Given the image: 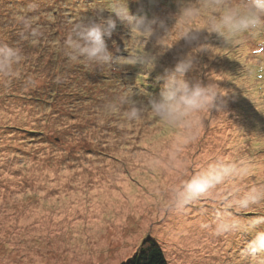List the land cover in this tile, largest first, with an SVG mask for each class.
<instances>
[{
	"label": "rangeland",
	"instance_id": "374dc122",
	"mask_svg": "<svg viewBox=\"0 0 264 264\" xmlns=\"http://www.w3.org/2000/svg\"><path fill=\"white\" fill-rule=\"evenodd\" d=\"M110 2L0 0V42L23 57L15 76L0 78V264H123L149 238L169 264H253L242 250L254 233L217 234L215 218L264 215L227 206L264 183V29L229 46L202 31L188 44L174 27L176 0H128L131 22L111 13ZM201 11L191 27L203 26L209 13ZM109 16L117 24L106 38L115 64L70 61V26ZM25 18L38 39L21 38ZM140 21H154L155 34L135 28ZM161 24L174 28L164 35ZM198 45L186 79L215 82L225 95L224 112L201 113L195 141L176 146L179 129L147 110L128 120L130 103L108 113L120 97L146 106L163 90L165 69ZM146 52L158 54L152 69L138 63ZM218 159L247 161L252 173L175 203L173 190Z\"/></svg>",
	"mask_w": 264,
	"mask_h": 264
},
{
	"label": "clouds",
	"instance_id": "9594fccd",
	"mask_svg": "<svg viewBox=\"0 0 264 264\" xmlns=\"http://www.w3.org/2000/svg\"><path fill=\"white\" fill-rule=\"evenodd\" d=\"M178 12L175 15L174 27L180 25L181 39L188 44L199 40V33H215L223 38L225 46L239 42L245 34H255L264 29V0H205L203 5H197L193 0H176ZM121 21L131 22L134 18L130 15L128 0H111L107 7ZM202 8L208 11L202 27H191L202 14ZM182 22V24H181ZM20 32L21 38L26 35L32 39H38L41 31L32 27L30 18H25ZM153 22L144 24L140 21L135 28L141 31H150L153 35L155 29ZM164 28V35L173 28ZM116 20L108 18H83L73 23L64 40L65 55L72 62L84 61L103 69L115 64L112 53L108 49L106 38H111L116 30ZM159 36L157 38H160ZM180 39V40H181ZM203 45H198L192 52L181 55L174 67L166 68L163 79L166 81L163 90L158 96H149L146 106H137L126 97H120L118 101L109 102L106 109L111 111L119 104L130 103L125 113L128 120H137L147 110L159 119L163 124L178 128L174 137L176 146H183L197 139L201 113L216 109L224 112V103L221 97L225 94L218 89L215 82L203 84L200 81L191 82L186 79V74L197 67L194 53L202 51ZM22 50L16 46L0 42V78H8L16 75V66L22 60ZM158 54L146 52L138 63L146 69L156 66ZM252 173L247 161L226 162L218 159L206 169L197 171L186 179L178 188L173 190V200L180 206L190 204L199 199L209 190L222 185L229 179L243 180ZM227 206L237 212H247L250 209L264 211V183L251 186L238 192ZM264 215L249 218L237 215H217L215 218V231L217 234L231 233L237 236L241 232L254 233L251 240L245 242L242 250L253 264H264V259L256 257L257 252H264Z\"/></svg>",
	"mask_w": 264,
	"mask_h": 264
},
{
	"label": "trees",
	"instance_id": "16d2710c",
	"mask_svg": "<svg viewBox=\"0 0 264 264\" xmlns=\"http://www.w3.org/2000/svg\"><path fill=\"white\" fill-rule=\"evenodd\" d=\"M139 251L123 264H169L161 245L154 239H146Z\"/></svg>",
	"mask_w": 264,
	"mask_h": 264
}]
</instances>
